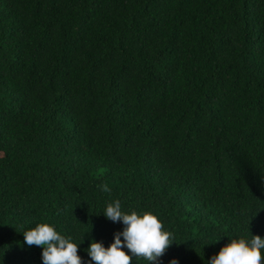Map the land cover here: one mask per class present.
<instances>
[{
    "label": "trees",
    "instance_id": "16d2710c",
    "mask_svg": "<svg viewBox=\"0 0 264 264\" xmlns=\"http://www.w3.org/2000/svg\"><path fill=\"white\" fill-rule=\"evenodd\" d=\"M114 200L173 234L159 264L264 238V0H0V264H43L37 222L91 264Z\"/></svg>",
    "mask_w": 264,
    "mask_h": 264
},
{
    "label": "clouds",
    "instance_id": "9594fccd",
    "mask_svg": "<svg viewBox=\"0 0 264 264\" xmlns=\"http://www.w3.org/2000/svg\"><path fill=\"white\" fill-rule=\"evenodd\" d=\"M101 190L110 192L107 184L101 185ZM103 215L112 222H122L123 230L114 233L107 247L94 239L89 241L86 251L91 264H132L133 257L148 264H159L176 241L152 211H123L121 202L114 200L106 205ZM23 237L28 246L42 249L43 264H85L78 254V243L71 236L61 234L51 223L37 222L23 232ZM171 264L177 261L173 259ZM210 264H264V238L259 235L228 237V242L211 257Z\"/></svg>",
    "mask_w": 264,
    "mask_h": 264
}]
</instances>
